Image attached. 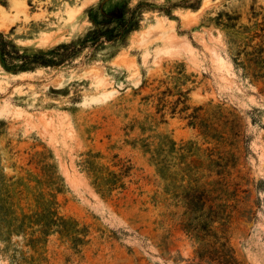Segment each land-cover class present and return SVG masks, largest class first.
<instances>
[{"label": "rangeland", "instance_id": "rangeland-1", "mask_svg": "<svg viewBox=\"0 0 264 264\" xmlns=\"http://www.w3.org/2000/svg\"><path fill=\"white\" fill-rule=\"evenodd\" d=\"M139 6L59 67L0 56V264H264V0H0V45Z\"/></svg>", "mask_w": 264, "mask_h": 264}, {"label": "trees", "instance_id": "trees-1", "mask_svg": "<svg viewBox=\"0 0 264 264\" xmlns=\"http://www.w3.org/2000/svg\"><path fill=\"white\" fill-rule=\"evenodd\" d=\"M141 7L132 10L129 17L123 10L115 8L111 11H105L101 7L95 11H90V18L94 23V28L88 32L83 42L79 45L60 44L55 49L48 52H38L32 56L20 54L12 42L2 38L0 45V56L3 59L4 67L7 71L19 73L22 71H32L36 67H59L69 60L78 56L82 49L86 48L89 42L91 45H100L102 43L114 42L125 39L128 34L139 25ZM121 12V15H117ZM264 30V29H263ZM250 64L253 70V78L256 81L264 82V49L255 53ZM198 202L204 200L203 196H197ZM195 204L194 200H191ZM197 202V203H198Z\"/></svg>", "mask_w": 264, "mask_h": 264}]
</instances>
